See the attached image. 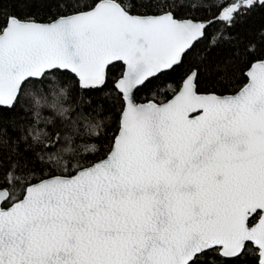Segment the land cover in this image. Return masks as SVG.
<instances>
[{
    "label": "snow or ice",
    "instance_id": "obj_1",
    "mask_svg": "<svg viewBox=\"0 0 264 264\" xmlns=\"http://www.w3.org/2000/svg\"><path fill=\"white\" fill-rule=\"evenodd\" d=\"M200 7L0 0V264H264V0Z\"/></svg>",
    "mask_w": 264,
    "mask_h": 264
},
{
    "label": "trees",
    "instance_id": "obj_2",
    "mask_svg": "<svg viewBox=\"0 0 264 264\" xmlns=\"http://www.w3.org/2000/svg\"><path fill=\"white\" fill-rule=\"evenodd\" d=\"M195 2V0H194ZM214 2V0H204V4L205 7H200L198 9H196L195 14L199 17H211L212 14L216 11H218L215 8H210V6L212 5V3ZM225 2H230V0H225ZM6 7L11 8L12 6L6 5ZM16 11H21L20 7L17 6ZM23 11H32V12H36L39 14L40 17H42L45 21L48 19V16L50 15L48 9L46 8H39L37 6H32L30 8H25L23 9ZM55 13V9H52V13ZM218 26L217 25H213L212 28L210 29V31H215L216 28ZM261 30H264V9H254L250 14H248L247 16L243 17L237 24L236 26L232 29V32L235 34H238L241 37H254L256 34H258ZM205 43L206 42H202L199 47L200 48H204L205 47ZM227 54V49H216L215 51H213L211 53V55L213 57H220V56H224ZM120 73V65H117L114 68L110 69V80H109V85L108 87L111 88V84H112V80L115 79ZM245 81L243 79H241L239 81V83L237 82H233L232 87L233 88H238L240 87ZM148 95V93L142 92L140 93V98L141 100H143L144 96ZM113 120V117H109V122L111 123ZM115 128V124H112V129ZM112 135V130H109L107 133V136L110 137ZM99 143L102 144H107V139L103 140V141H99Z\"/></svg>",
    "mask_w": 264,
    "mask_h": 264
},
{
    "label": "water",
    "instance_id": "obj_3",
    "mask_svg": "<svg viewBox=\"0 0 264 264\" xmlns=\"http://www.w3.org/2000/svg\"><path fill=\"white\" fill-rule=\"evenodd\" d=\"M246 82V81H245ZM242 86V85H241Z\"/></svg>",
    "mask_w": 264,
    "mask_h": 264
}]
</instances>
